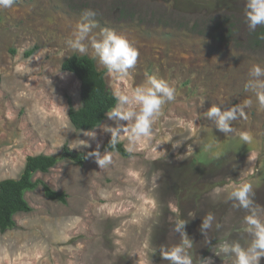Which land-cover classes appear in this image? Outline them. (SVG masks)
Listing matches in <instances>:
<instances>
[{"label":"rangeland","instance_id":"obj_1","mask_svg":"<svg viewBox=\"0 0 264 264\" xmlns=\"http://www.w3.org/2000/svg\"><path fill=\"white\" fill-rule=\"evenodd\" d=\"M118 5L130 10L127 18ZM244 7L245 0H15L11 8H0V182L18 179L31 156L58 157L64 147L105 153L115 122L107 117L93 131L76 130L69 111L82 106L81 84L62 69L79 55L106 70L93 58L89 41L87 54L68 46L85 9L97 12L94 33L113 29L139 50L121 89L140 85L147 74L176 90L151 138L129 151L120 133L118 143L129 158L107 152L112 162L103 169L88 156L83 167L65 161L36 174L35 180L65 193L67 203L47 199L43 188L28 193L32 213L16 216L17 228L0 233V264H169L159 249L180 243L173 231L177 220L186 224L194 264L208 257L231 264L218 245H247L251 239L244 231L245 211L228 198L232 187L250 182L255 202L264 205V109L246 87L253 65L264 68V49L242 45L249 29ZM219 13L239 16L241 43L223 44L190 31ZM105 81L113 92L108 72ZM246 100L247 118L233 121L228 135L205 116L213 104L229 108ZM242 131L252 135L251 143L240 139ZM218 186L227 188L213 197ZM209 212L215 220L205 238L199 229Z\"/></svg>","mask_w":264,"mask_h":264},{"label":"clouds","instance_id":"obj_2","mask_svg":"<svg viewBox=\"0 0 264 264\" xmlns=\"http://www.w3.org/2000/svg\"><path fill=\"white\" fill-rule=\"evenodd\" d=\"M15 0H0V8H11ZM243 14L250 31H255L259 26H264V0H245ZM97 12L92 9H85L82 12L81 20L76 23L72 38L67 41L68 46L77 50L81 54H87L90 42L93 58L106 68L110 77L115 82L113 95L116 104L107 113L108 119L115 122V127H109L111 133L110 144L115 146L120 140V133L127 137L126 148L131 151L134 146L144 139H149L153 135V125L162 115L163 106L175 100V87L166 80L157 78L155 75H147L140 85L128 89H121L120 83L134 69L139 60V50L123 34L117 33L110 28H101L99 32L93 30L98 27L95 22ZM259 39L264 40V34ZM20 69H18L19 71ZM250 76L253 77L246 87L255 92L260 109H264V68L253 65L250 69ZM251 106V101L246 100L243 105H234L229 108H221L213 104L205 113V116L214 122L215 127L228 135L233 131L232 122L239 118H247L245 108ZM89 136L95 137V133ZM240 139L245 143L252 142V135L247 131L239 133ZM180 143L174 145L178 147ZM190 147L188 151H190ZM89 157H94L99 168L103 169L112 162L110 153L103 155L100 151L90 152ZM249 159H254L250 156ZM225 188L215 187L211 195L219 196ZM255 192L250 182H242L234 187L228 198L233 201L232 207L243 209V225L245 233L251 237L247 245H242L238 240L224 241L219 247V252L229 257L231 264H260L264 258V205L257 204L254 200ZM173 212L178 211L174 205H170ZM215 216L207 213L200 225V232L205 238L213 226ZM186 224L183 220H177L173 231L180 235V243L171 246L161 245L160 254L164 261L169 264H194L189 249L192 242L185 231ZM219 227V225H217ZM219 255V253H215ZM201 264H214L211 257L201 260ZM224 264H229V260H224Z\"/></svg>","mask_w":264,"mask_h":264},{"label":"trees","instance_id":"obj_3","mask_svg":"<svg viewBox=\"0 0 264 264\" xmlns=\"http://www.w3.org/2000/svg\"><path fill=\"white\" fill-rule=\"evenodd\" d=\"M116 8L119 9L121 18H127V12L130 10L125 9L122 5H118ZM240 25H242V21L235 13H219L208 21L196 22L190 31L223 44L241 43L237 38ZM262 34H264V26H259L255 31L247 29L242 45H245L249 50L264 49V40L259 39ZM33 52L34 50L27 55H31ZM62 69L75 75L81 84L82 106L78 110L72 108L69 111L71 124L79 131L95 130L104 123L107 118L106 113L116 104L113 92L105 81L107 70L99 71L94 59L79 55L67 59L62 65ZM102 150L118 153L123 158L130 157L121 143L113 146L110 141H107ZM88 159L87 154L72 151L68 147H64L58 157L45 155L28 157L24 171L18 179L0 182V233L5 234L17 228L16 216L32 213L33 209L29 205L26 195L39 188H43L47 199L62 204L67 203L65 193L55 192L41 180H35L36 174H48L65 161L83 167Z\"/></svg>","mask_w":264,"mask_h":264}]
</instances>
